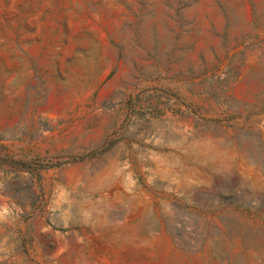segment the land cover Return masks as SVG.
<instances>
[{
  "label": "rangeland",
  "instance_id": "1",
  "mask_svg": "<svg viewBox=\"0 0 264 264\" xmlns=\"http://www.w3.org/2000/svg\"><path fill=\"white\" fill-rule=\"evenodd\" d=\"M0 264H264V0H0Z\"/></svg>",
  "mask_w": 264,
  "mask_h": 264
}]
</instances>
